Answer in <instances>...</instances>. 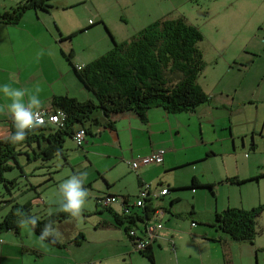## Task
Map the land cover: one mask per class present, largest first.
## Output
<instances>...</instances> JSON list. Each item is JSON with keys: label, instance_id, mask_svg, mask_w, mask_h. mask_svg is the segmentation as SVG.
I'll return each instance as SVG.
<instances>
[{"label": "crops", "instance_id": "0c3cea01", "mask_svg": "<svg viewBox=\"0 0 264 264\" xmlns=\"http://www.w3.org/2000/svg\"><path fill=\"white\" fill-rule=\"evenodd\" d=\"M241 1H244L242 7ZM241 1H237L241 8L248 7L251 10H257L256 13H258L259 16L257 31L259 32V28L264 26V0ZM50 3L52 7L47 12L39 10H32L34 14H27V12L25 14L26 16L23 15L25 18L22 17L17 25L0 23V86L8 84L13 89L27 90L25 100H27L28 96L37 94L42 101L41 109L45 110H51V100L56 96H68L80 102L92 98V95L87 92L76 79L71 67L62 58L59 50L56 49L57 42H59V40L57 41L58 37H67L75 33L76 36H74V38L82 37L83 35L87 37V35H90L92 40L88 39L84 42L89 49L87 54L80 56L76 52L73 53V65L81 67L100 57L112 48V40L108 32L116 42H122L128 40L135 33L156 20L177 17L185 18L182 12L183 4L180 0H51ZM206 6L207 7L199 6L198 12L194 13L197 17L188 19L189 22L198 24L200 21L204 20L203 18H206L208 14L212 13L208 5ZM242 12L248 13L243 9ZM110 14L119 15L118 21L111 23ZM90 15H93L95 19H86ZM185 20L187 21L186 18ZM101 22L103 24H100ZM31 23L36 27H42L47 35H49L50 40L43 45L46 50H43L41 47L40 51H30V46H32V44L28 42L27 37L32 40L34 44L36 40L34 42V34L25 31V29L27 26H30ZM191 23L189 24L195 26L200 31L197 25ZM56 26L59 30L55 28L56 31L53 32L51 29ZM89 26V29L80 32L82 29ZM115 26L121 27L124 30V35L117 32ZM235 28L241 29L240 27ZM212 32L213 36L210 41L211 48L218 50L224 48L225 43L230 42V40H227V36L223 37L222 31L218 29V27H212ZM227 33H229V31H227ZM201 34L203 35L202 41H204L205 36L202 32ZM67 41L68 40L64 41L66 43L61 45L64 46L68 44ZM36 44L40 43L36 42ZM66 47L68 49L63 47L65 53L70 51L73 52L74 45L72 42L70 45H66ZM252 50H254V52L244 53L249 57V59H246V62L241 60L239 54H235L228 67L230 70L236 68L237 71L240 72L242 70H247L254 64L257 65V75L260 78L258 80V87H260V83L264 82V61H262L264 60V56H262V53L260 54L261 51H255V48ZM260 67H262V69H260ZM37 88L40 89L39 93L36 92ZM10 102L11 101L5 97L3 92L0 91V106H5ZM248 103L247 106H236L235 108H233L232 105H226L227 103L225 102L218 104L210 103L199 106L192 112L180 114H169L160 108H154L147 112L146 120L144 121L132 112L113 116L110 120L112 128H107L104 125H92L89 127V133L82 147L78 148L81 152L76 153L74 156L73 154H68V148L72 149V145L76 148L72 139L69 138V141H65L62 147L63 149L64 145H66V152H63L61 149V152L55 154L50 161H41L43 157L38 153L40 147L44 148L47 145L42 138H39L38 143L30 142L29 146H26L24 141L19 143V154L16 156L19 167L17 168L14 166L11 173L19 169L20 176L28 178L29 176L26 174L24 167L29 168L30 165H32L31 163L35 162L38 164L35 165L31 171L44 169L45 173L42 174L41 177L44 176L45 178L57 168L50 164V162H53L54 159L63 157L64 164L77 168L78 172L87 173L84 187L89 190V196L93 197L94 203L93 206L90 205L92 206L90 210H88L90 206L84 207L80 217L72 218L68 216L64 221L56 223L54 229L61 230H58L60 235L56 239L60 244H64L65 247H56L58 250L55 252H41L40 249L38 252L35 248H41L40 246L43 241L40 239L36 241L39 243L38 247L30 243H27L30 244L27 246L23 242L19 243V247L5 244V246L0 247V264H84L80 252H77V249L81 247L82 243L76 245L73 242V239L81 233L76 225L81 217L85 219V216L95 215L103 210H99L101 206L97 203V198L102 195L105 196V193L121 197H132L135 192H138L141 183H151L150 193L152 196L150 194L146 202V207L148 206L150 210H154L151 201L153 199L162 201V198L168 196L172 190L175 196L170 197V202L168 204L169 208L174 204L178 205V203L182 201L180 196L183 192L180 191L187 190L191 194H196L195 192L197 190L206 189H184L187 188L193 180H195L197 184L213 185L212 182L220 183L226 178H231L233 176L239 179L250 178L253 175L241 177L239 172L234 173L235 175H228V172H223L216 175L215 179L206 181L203 179V174H201V179L196 175L197 163H203L202 161H206L209 158L219 156L222 159L223 167H225L227 165V159L229 162L230 160H238V152L248 151L253 153L259 146L262 147V152H264V116L262 120H260L261 115L257 113L259 106L258 104H253L256 102L248 101ZM246 107L254 108L257 113L256 116L252 117L245 115L242 109ZM218 110L222 111L223 117L226 119V123L221 125V129L225 130L228 128V130L220 135H215L214 139L211 140L209 137H206L208 133L205 135L204 132L209 127V124L212 128L215 126V119L217 118L215 113ZM96 117L97 120L101 122L99 120L100 115ZM240 118L243 121H240ZM221 119L222 118H220L219 121H221ZM234 122H236V124ZM10 125L11 120L6 111L5 113H0V140L4 139L10 132ZM205 125H207V128ZM213 130L215 134V128ZM48 133L49 132H43L42 135L46 137ZM196 133L199 137H196ZM195 148L199 149V152H189ZM159 149L165 151L160 164L138 166L136 171L137 174H129L130 176L128 173H123L122 175L117 169L118 165L122 162L125 163L137 160L138 157L147 156L151 152ZM208 153L209 157L206 156ZM18 160L22 162V165ZM13 164L14 163H12V165ZM179 169H189L184 175L185 179L183 180H185V182L173 176L171 179L167 180L164 186L162 181L165 179V175H171ZM162 172H164L165 175H163ZM126 176H128L126 183L119 185V181L123 180ZM13 178H17L18 180L19 176ZM48 179H51V177ZM258 182L248 183L258 185ZM27 183H30V186H35L32 181L28 180ZM28 184H22V180L19 179L16 189H13L11 192L12 196L15 197L17 193L26 190L28 187L23 188L22 185L29 186ZM237 186L242 187L243 185ZM162 189H168L169 191L161 198L155 196V194ZM97 192L100 194L95 195ZM0 200L5 202L8 200V197L4 196ZM171 202H173L172 206H170ZM31 204L35 207L36 213L34 215L38 218L60 212L57 210L58 204L45 203L41 201L39 197H36V200ZM215 205L212 220L207 219L206 221L207 226L201 231H197L196 228L191 230V234L196 240H202L204 242L214 240V235H212L208 229H215L210 224L214 219L215 213L221 212L218 211V201ZM3 206L8 207L5 203H1L0 208ZM168 211L170 212L171 210L168 209ZM135 212L140 214L139 210ZM150 213L154 215V211ZM194 214L195 213H193V215ZM162 216H155L153 218L154 224L156 223L157 226L160 227L158 233L159 238L152 246L154 264L158 263V252L155 251V248H162V245H166L171 250L170 252L173 256L170 252L165 253H169L173 257L174 264H182L183 261H185V257L182 256L179 258V253L184 252V250L175 252L176 245L173 242V237H171L169 231L162 226ZM104 222L106 228L122 229L120 227H115L110 221ZM193 223H195L194 226L197 225L196 222L191 221V226ZM70 225H74V227L70 228ZM139 228L141 229L142 227L139 226ZM6 233H11L12 236L14 235L10 231ZM216 233L221 232L216 230ZM32 237H35V235ZM170 237L171 239H168ZM216 238L223 241L226 245L225 248L228 249H223V252H202V250H200L199 252L189 254L190 256L188 259H195L194 261L199 264H206V261H208L207 264H210V261L222 260L224 264L225 262L226 264H250L254 252H250V250H246L248 252H231L230 244L232 241L217 234ZM160 241H164V243ZM171 244L174 245L173 249H171ZM17 247L19 250L21 248L23 251L11 252L17 249ZM121 247L120 252H122V255L128 256L129 259L132 258V242L128 240V242ZM250 247L252 246L250 245ZM27 249L37 251L35 252L37 255L26 251ZM54 249L55 248L52 246L49 250L53 251ZM70 249L74 250L71 251Z\"/></svg>", "mask_w": 264, "mask_h": 264}, {"label": "rangeland", "instance_id": "374dc122", "mask_svg": "<svg viewBox=\"0 0 264 264\" xmlns=\"http://www.w3.org/2000/svg\"><path fill=\"white\" fill-rule=\"evenodd\" d=\"M237 1L241 0H180L183 4L182 12L184 13V17L187 19L188 23H191L188 19H194L197 17L194 13L198 12L199 6L207 7L206 5H208L210 11L212 12L208 14L206 18H203L204 20L200 21L198 24L191 23L193 25H197L205 36V40L199 44L204 58L205 68L198 77L197 82L205 93L210 95L212 99L211 104L225 102L227 103L226 105H232L233 108H235L236 106H247L249 104L248 101H253L256 102L253 104H258L259 106L257 113L261 115L260 120H262V117L264 116V82H261L260 87H258V80L260 79L257 75L258 66L254 64L247 70H242L240 72L237 71L236 68L230 70L228 67L235 54H239L241 56V60L246 62V59H249V57L244 53L254 52V50H252L254 48L255 51H261L260 54L262 53V56H264V26L259 28V32L257 31L259 19L258 13H256L257 10H251L248 7L241 8L244 1L240 2L242 4L241 7ZM16 3L17 0H0V14L12 7H15ZM242 9L248 13L242 12ZM27 12H25V14H34V11L32 10H28ZM25 14L24 16H26ZM24 16L23 18H25ZM118 17L119 15L110 14V22L114 23L118 21ZM86 19L94 20L95 18L93 15H90ZM212 27H218V29L222 31L223 37L227 36V40H230V42L225 43L224 48L217 50L210 47V41L213 36ZM235 27H240L241 29L239 30ZM55 28L56 30H59L57 26L52 27L51 30L55 32ZM115 30H117V32L121 35H124V30L121 27L115 26ZM25 31H29L31 34H34V42L36 40L37 43L42 45L36 44V42L34 44L32 40L27 37L28 42L32 44V46H30L31 52L40 51L41 47L43 50H46L43 45L50 39L49 35H47L42 27H36L31 23L30 26H27ZM227 31H229V33H227ZM84 36L85 35L77 38H74L73 36L67 41L68 44H66L70 45L72 42L74 45L73 53L76 52L80 56H84L89 51L84 42L88 39L92 40L90 35H87V37L85 36L86 38ZM62 38H64V40L61 41V43H59L61 38L58 37L57 39L59 42H57L56 49L59 50V52L60 50L63 51V47L68 49L66 45H61L66 43L64 42L66 41L65 37ZM260 69H262V67H260ZM242 111H244L245 115L252 117L257 114L255 109L250 107H246L245 109H242ZM215 114L217 116L215 119V126L212 128L209 124V127L207 128V125H205L207 130H205L204 134L206 135V133H208V136L206 137H209L211 140L214 139L215 135H220L228 130V128L225 130L221 129V125L226 123V119L223 117L224 115L222 111L218 110ZM220 118H222L221 121H219ZM240 121L243 120L240 118ZM234 123L236 124V122ZM214 128L216 131L215 134L213 130ZM197 136L199 137L196 133V137ZM68 141L69 140L67 138L66 142ZM66 148V145H64L62 151L66 152ZM200 150L202 151L201 147ZM79 152L81 151L77 147L74 148L73 145L72 149L68 148V154H73V156ZM189 152H199V149L195 148ZM237 159L238 160H230V162L227 159V165L225 167H223L222 159L219 156L202 161L203 163L198 162L196 175L199 179H201V174H203V179L207 181L215 179L216 175L223 172H228V175H235L234 173L239 172L241 177L253 175L250 178L260 176L264 173V152H262L261 146H259L253 153L248 151L238 152ZM18 161L22 165V162L20 160ZM31 164L32 165H30L29 168L24 167L26 174L29 176L28 178L20 176L19 169H16L12 173H7L6 175L8 179L19 176L18 180L21 179L22 184H28L27 181L29 180L32 181L35 186H38L37 190L33 189L22 195L17 193L16 201L19 205H23L28 201L32 203L36 200V197H39L41 201L48 204H58L60 200L58 193L59 185L64 180L68 179L72 174L79 173L77 168L64 164L63 157L54 159L53 162H50V164L57 168H55V171L50 175H47L45 178L44 176L41 177V175L45 173V170L31 171V169L38 163L32 162ZM117 169L120 173H122V175L123 173H128V175L137 174V172L132 170L127 162L120 163ZM187 171H189V169H179L171 175L168 173V175H165L164 172H162V174L165 175V179L162 183H164L165 186L167 180L171 179L173 176L174 178L176 177L180 181L185 182L183 179H185L184 175ZM49 177H51V179H48ZM127 177L128 176L119 181V185L126 183ZM212 183L214 185L212 192L208 189L197 190L195 192L196 194H191L187 190L180 191L183 192L180 196L182 201L179 202L178 205L174 204L171 208H169L168 204L170 202V197L175 196L173 190L168 196L162 198V201H156L155 199L151 201L154 209L158 208L164 211L161 223L162 226L169 231L171 237H173V242L176 245L175 252L184 250V252L179 253V258L182 256L185 257V261H183L182 264H199L194 261L195 259H188V257L190 256L189 254L199 252L200 250H202V252H223V249H228L225 248L226 245L223 241L216 238V234L226 239L227 237L222 233H216L215 229H208V231L215 237L213 238L214 240H210V242L196 240V238L191 234V230H194L195 228L197 231L203 230L205 226H207V219L212 220L214 206H216L215 204L217 201L218 211H222L223 209L228 208V206H230V208L242 207L244 209H251L260 204H264V178L259 180L258 185L245 183L242 187L218 182ZM146 184L150 186L151 183ZM28 185L29 186L22 185V187L29 188L30 183ZM99 194L100 193L97 192L95 195ZM137 195L138 192L133 194L132 198L129 200L130 203H133L136 200ZM93 203V197L88 196L84 207L90 205L93 206ZM92 206H90L88 210H90ZM99 208V210H103L95 215L85 216V219L81 217L76 225L79 231L85 236V241H83L81 247L77 249V252H80L81 254L84 264H151L146 259H143V257H141V255L137 252H133L132 258L130 259L128 256L122 255V252H120L122 248L121 246L126 244L128 239L123 233V229H110L105 227L106 224L104 225V221H110L113 223L112 216L104 208ZM168 209L171 211H167ZM9 210V205L8 207L3 206L0 208V221L2 217L9 212ZM138 210L141 212L140 209ZM191 210L195 213L194 215H190ZM31 213H36L35 207L33 206L31 208ZM191 221L196 222L197 225L192 227ZM73 227L74 225H70V228ZM257 227L259 229V234L257 235L252 247L246 243L231 242L230 244L231 252H245L246 250L254 252L252 259L250 260V264H264V212L257 220ZM58 230L61 231L60 229ZM20 233V236H12L11 233L6 232L0 233V247L5 246V244L16 245L19 247L20 242L25 243L27 246L30 244L36 245L37 247L39 246V243L36 242L39 238L36 236L32 237L34 235H32L33 232L29 226L22 227L20 229ZM171 237L168 239H171ZM160 242L164 243V241ZM254 246L258 248L256 255ZM18 247L11 252H22L23 250L21 248L19 250ZM40 247L41 248L35 249H37L38 252L39 249L41 252H55L58 250L56 247H54L55 249L53 251L49 250L52 246L45 242H43ZM70 250L73 251L74 249ZM155 251L158 252L157 264H174L172 257L173 254L170 252L171 250L169 247L162 245V248H155ZM165 252H170L172 256ZM207 262L208 261H206V264ZM210 264H224V262L223 260L210 261Z\"/></svg>", "mask_w": 264, "mask_h": 264}, {"label": "trees", "instance_id": "16d2710c", "mask_svg": "<svg viewBox=\"0 0 264 264\" xmlns=\"http://www.w3.org/2000/svg\"><path fill=\"white\" fill-rule=\"evenodd\" d=\"M50 1L17 0L15 7L0 14V23L17 25L28 10L47 12L52 7ZM89 28L90 26L80 32ZM75 35L76 33L70 34L65 37V40H69ZM108 35L112 40V48L81 67L73 65L72 51L65 53L60 50V55L71 67L76 79L92 95V98L84 102L68 96L52 98L51 110H47L65 112L64 126L61 128L54 126L38 127L28 132L24 140L26 146H29L30 142L38 143L39 138L46 142V147H40L38 150V153L43 157L41 161H50L55 154L60 153L66 139H72L74 132L80 128L85 129L86 135H88L89 127L92 125H104L107 128H112L110 120L113 116L132 112L144 121L147 112L154 108H160L169 114H180L192 112L199 106L211 103V97L197 82L205 68L204 58L199 47L203 35L185 18L156 20L122 42H116L109 32ZM63 40L64 38H61L60 42ZM97 115H100L99 120L102 123L97 120ZM10 126V131H14L12 122ZM43 132L49 133L44 137ZM18 154V144L13 145L6 142L5 138L0 140V199L4 196L8 197L5 202L0 200V204L10 205L9 212L0 221V233L10 231L15 236L20 235L22 217L19 213L22 212L25 216H35L31 213L32 204L30 201L19 205L15 201L17 196H12V190L16 189L18 185L17 178L8 179L6 177L7 173L14 169V166L19 167L16 160ZM206 156L209 157V153ZM12 163L14 164L12 165ZM127 163L130 166V162ZM261 178H264V173L249 179L226 178L220 183L243 185L248 182L257 183ZM142 184L139 186L141 187ZM37 187L30 186L20 192L19 195L26 193V191L35 190ZM199 188H206L212 192L213 185H201L193 180L184 189ZM105 195L118 199L110 207H101L111 214L113 225L123 229L127 239L132 242L133 252L139 253L141 257L154 264L152 246L158 239L148 244L143 250L138 251L134 250V240L142 237L144 220L149 218V213L157 208L150 210L148 206L146 207L149 198L145 200V206H136L139 190L133 203L129 201L132 198L130 196L121 197L107 193ZM172 203L170 206L173 205ZM138 209L141 210L140 214L135 212ZM263 212L264 204L251 209L228 207L215 213L210 225L232 242L253 246L259 234L257 220ZM193 213L191 210L190 215ZM68 216L64 212H55L40 218L37 217L35 228H32L31 225L29 227L33 234L39 238L41 229L45 224L51 222L54 228L57 222L64 221ZM138 225H141L142 228L140 229ZM192 225L194 226L195 223ZM130 231H134V237L130 235ZM50 241L51 238L43 242L53 247H65L57 239L54 243ZM83 241H85L83 233H79L73 239L76 245H80ZM170 246L173 249L174 245L171 244ZM257 250L256 248L255 255ZM26 251L33 254L36 252L31 249Z\"/></svg>", "mask_w": 264, "mask_h": 264}, {"label": "clouds", "instance_id": "9594fccd", "mask_svg": "<svg viewBox=\"0 0 264 264\" xmlns=\"http://www.w3.org/2000/svg\"><path fill=\"white\" fill-rule=\"evenodd\" d=\"M0 91L11 101L5 106H0V113L6 111L14 129L6 135L5 139L6 142L16 145L26 139L28 132L44 124L40 111L42 101L37 94L30 95L25 100L27 90L13 89L8 84L0 86ZM39 91L40 89L37 88L36 92L39 93ZM51 119L55 120L56 117ZM86 177V172L74 173L59 185L58 211L67 213L72 218L80 217L89 196L88 190L84 187ZM19 215L22 217L20 226L28 227L31 225L32 228H35L37 217L25 216L22 212ZM58 236L59 232L49 222L41 229L39 238L41 241L51 238L50 242L54 243Z\"/></svg>", "mask_w": 264, "mask_h": 264}, {"label": "built area", "instance_id": "2783aa9c", "mask_svg": "<svg viewBox=\"0 0 264 264\" xmlns=\"http://www.w3.org/2000/svg\"><path fill=\"white\" fill-rule=\"evenodd\" d=\"M42 113V118L44 120V124L39 127H46V126H54L57 128H61L64 126L66 114L62 110H56V111H49L45 109H40ZM52 117H56L55 120H52ZM86 131L84 128H80L76 130L73 134L72 141L74 145L78 148L82 147L85 138H86ZM164 150H156L151 152L149 155L144 157H138L137 160L131 161L130 166L132 170L136 171L138 169V166L141 165H149V164H160L162 162ZM166 189H162L161 191H158V193L155 194L157 197H163L167 194ZM150 196V186L146 183H143L141 187L139 188V199L135 203L136 206H145V200L148 199ZM118 201L115 197H107L100 196L97 198V203L101 207H110L111 205L115 204ZM164 214V211L161 209H155L154 215L149 214V218L144 220V229H143V235L140 238H136L134 240V250H143L148 244H151L155 240L159 238V229L160 227L157 226V224L153 222V218L155 216H162ZM193 226V225H192ZM132 237L135 236L134 231L129 232Z\"/></svg>", "mask_w": 264, "mask_h": 264}]
</instances>
